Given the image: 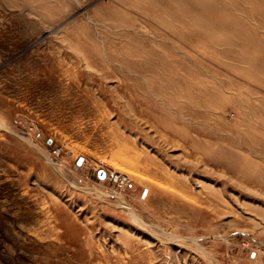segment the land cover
<instances>
[{"label": "rangeland", "instance_id": "obj_1", "mask_svg": "<svg viewBox=\"0 0 264 264\" xmlns=\"http://www.w3.org/2000/svg\"><path fill=\"white\" fill-rule=\"evenodd\" d=\"M0 264H264V0H0Z\"/></svg>", "mask_w": 264, "mask_h": 264}, {"label": "built area", "instance_id": "obj_2", "mask_svg": "<svg viewBox=\"0 0 264 264\" xmlns=\"http://www.w3.org/2000/svg\"><path fill=\"white\" fill-rule=\"evenodd\" d=\"M106 176H111V178H113L116 182H118L121 185L126 184V183L130 184L131 182V180L127 176H124L123 174H120V173H112L110 175V173L106 171Z\"/></svg>", "mask_w": 264, "mask_h": 264}, {"label": "water", "instance_id": "obj_3", "mask_svg": "<svg viewBox=\"0 0 264 264\" xmlns=\"http://www.w3.org/2000/svg\"><path fill=\"white\" fill-rule=\"evenodd\" d=\"M84 161V158H80L79 161H78V164L81 165ZM98 176L101 178V179H105L106 178V171L105 170H100L98 172Z\"/></svg>", "mask_w": 264, "mask_h": 264}]
</instances>
